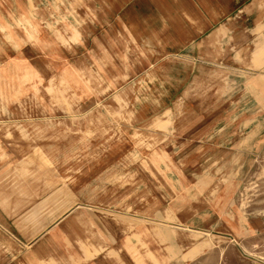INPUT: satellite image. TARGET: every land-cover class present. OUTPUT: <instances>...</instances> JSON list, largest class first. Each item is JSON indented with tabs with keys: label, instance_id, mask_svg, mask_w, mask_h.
Segmentation results:
<instances>
[{
	"label": "rangeland",
	"instance_id": "374dc122",
	"mask_svg": "<svg viewBox=\"0 0 264 264\" xmlns=\"http://www.w3.org/2000/svg\"><path fill=\"white\" fill-rule=\"evenodd\" d=\"M111 10L0 0V264H235L214 232L260 215L264 62H147Z\"/></svg>",
	"mask_w": 264,
	"mask_h": 264
},
{
	"label": "crops",
	"instance_id": "0c3cea01",
	"mask_svg": "<svg viewBox=\"0 0 264 264\" xmlns=\"http://www.w3.org/2000/svg\"><path fill=\"white\" fill-rule=\"evenodd\" d=\"M100 1L104 2L107 8H112V12L122 15L119 16L122 23L125 20H132L130 29L139 37L137 42L143 54L147 56V62L216 63L227 58L232 62H248L249 68L253 70L258 69L259 63L264 62V0ZM202 71L203 69L201 73ZM196 79L198 80V77ZM203 87L204 84L196 85V91L202 92ZM260 119V124L264 125V119ZM197 120L202 122V119ZM194 135L196 136V133H190L188 138ZM199 138L196 136L195 139ZM23 163L27 167L33 166L34 169L38 166V171L29 173L28 178L25 179L27 182L37 184L39 181L47 180L45 176L48 172L43 171L42 161L31 160ZM15 167L19 168V172L24 168L19 163L15 164ZM260 194L261 209L258 219L253 217L236 222L234 218L230 225L232 228L221 227L220 231L214 232L219 239H235L232 244L235 264H264V187H261ZM60 203L58 196L42 198L38 202H28L38 209L34 213H29L24 220L43 222L47 219V214L41 210L45 206ZM74 230L82 229L79 226ZM7 246L10 247L9 243ZM89 248L92 250V244ZM229 253L232 255L231 249ZM32 260L35 259L27 256L11 264H36ZM104 261L101 257L92 254L87 256L83 263L103 264Z\"/></svg>",
	"mask_w": 264,
	"mask_h": 264
}]
</instances>
